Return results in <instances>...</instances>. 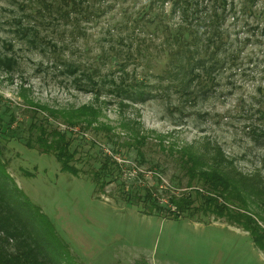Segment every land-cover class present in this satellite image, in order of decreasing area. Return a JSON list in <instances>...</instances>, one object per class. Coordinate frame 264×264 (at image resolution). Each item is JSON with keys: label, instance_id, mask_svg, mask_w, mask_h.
I'll return each mask as SVG.
<instances>
[{"label": "rangeland", "instance_id": "obj_1", "mask_svg": "<svg viewBox=\"0 0 264 264\" xmlns=\"http://www.w3.org/2000/svg\"><path fill=\"white\" fill-rule=\"evenodd\" d=\"M215 2L0 0V114L7 107L15 116L4 134V169L68 245L65 264H264L248 234L225 220L165 218L123 194V185L146 189L173 210L171 196L203 190L190 181L183 153L206 145L264 182V138L257 143L251 133H264V0L226 1L216 30L245 45L235 63L212 76L195 69L199 77L172 65V37L205 35ZM195 50L193 59H204ZM82 107L94 110L99 127L69 130L78 176L22 145L34 110L53 113L52 127L68 130L63 114ZM104 155L118 160L120 178L100 192L92 179Z\"/></svg>", "mask_w": 264, "mask_h": 264}, {"label": "trees", "instance_id": "obj_2", "mask_svg": "<svg viewBox=\"0 0 264 264\" xmlns=\"http://www.w3.org/2000/svg\"><path fill=\"white\" fill-rule=\"evenodd\" d=\"M210 1L213 2V0ZM214 1L218 5L213 6V8L215 7L213 10L207 11L205 20L208 22L205 27L208 31L205 35L195 34L192 37L193 40L189 42L184 40L182 34L172 37L177 48L172 65L181 69L179 74L181 76L186 77L187 74L199 77L195 73V69H200V72L205 76L217 74L229 62L235 63L238 60V55L245 48V45H241L239 40H235L236 45H233L232 41L223 40L220 31L216 30V26L219 27L218 19L221 21L222 17L226 16L228 4L227 0ZM155 17L152 18L151 24L155 25L154 23H156V27H161L162 22H156ZM166 28L168 29V27ZM196 46L201 47L199 55L204 54V59H193V55L197 53V49L193 52ZM233 46L236 47L234 51L231 50ZM241 46L243 47L241 48ZM227 50L230 52L227 53ZM208 91L209 94L205 93L209 96L211 90ZM262 97L264 98L263 93ZM130 99L134 100L131 97ZM37 110L45 111L40 108L34 110L28 129L29 137L22 145L38 154L53 155L60 164L62 172L78 176L81 171L72 162L79 164L78 160H74L79 146L72 131L69 130H74L77 126H80L84 131L99 127H93L92 124L96 120L94 110L82 107L78 112L64 113L63 117L67 121L68 130L52 127L49 117H54L53 113H45L44 118H41L42 113L36 112ZM257 111L262 118L264 111L261 112L260 109ZM5 114H9L7 107H4V112L0 114V264H65L68 261L66 248L68 245L50 226L45 216L41 214V210L31 204L4 169L2 159L4 144L9 143L10 139L4 134L15 122V116L9 114L7 120V118L4 119ZM80 120L84 122L79 124L77 121ZM93 130L98 131L97 129ZM256 132L253 128L252 138L259 143L260 137L264 138V133L257 135ZM194 148L184 150L183 156L189 165L190 181L193 180L200 184L202 191L195 190L193 195L186 194L179 198L171 196L168 199V204L173 208L172 210L168 205L159 206L150 191L146 189L126 191L123 185L126 201L130 205L148 201V209L151 210V207L154 210L157 209L156 215H164L162 217L165 218L168 216L174 220L185 218L204 221L203 217L225 220L228 225L245 231L252 245L264 254V182L261 176H246L239 172L226 159L220 148L206 145L202 153ZM119 168V164L111 156L104 155L99 160V167L93 173L94 188L102 192L108 184L117 181L120 178ZM253 207H256L257 211ZM163 210L164 214H162ZM258 210L263 215H260ZM38 221L42 222L43 226L38 225L36 223Z\"/></svg>", "mask_w": 264, "mask_h": 264}, {"label": "built area", "instance_id": "obj_3", "mask_svg": "<svg viewBox=\"0 0 264 264\" xmlns=\"http://www.w3.org/2000/svg\"><path fill=\"white\" fill-rule=\"evenodd\" d=\"M117 162H118V160H117Z\"/></svg>", "mask_w": 264, "mask_h": 264}]
</instances>
